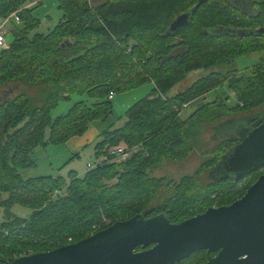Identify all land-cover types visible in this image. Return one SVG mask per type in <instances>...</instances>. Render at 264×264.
I'll list each match as a JSON object with an SVG mask.
<instances>
[{
    "label": "trees",
    "instance_id": "trees-1",
    "mask_svg": "<svg viewBox=\"0 0 264 264\" xmlns=\"http://www.w3.org/2000/svg\"><path fill=\"white\" fill-rule=\"evenodd\" d=\"M93 1L58 0L60 20L47 32H35L41 23L35 9L43 0H0V21L15 11L19 16L11 18L14 39L0 49V91H17L5 92L8 98L0 102V264L79 241L138 214L167 213L180 222L211 206L230 205L264 173L261 167L237 181H203L236 143L224 137L193 174L178 181L149 174L201 148L204 124L264 111V62L240 76L211 70L264 50V0H204L197 8L200 0ZM183 14H189L186 23L172 28ZM197 70L206 73L166 95ZM226 80L235 105L217 98L180 117L185 103ZM147 82L154 83L151 94L132 104L121 123L114 96ZM73 93L87 94L90 102L78 100L53 118L52 110ZM98 121L95 156L105 160L82 175H21L20 169L36 166V148L66 143ZM121 143L140 149L125 159L109 155ZM15 204L32 213L16 215ZM207 258L200 250L175 264H206Z\"/></svg>",
    "mask_w": 264,
    "mask_h": 264
},
{
    "label": "water",
    "instance_id": "water-1",
    "mask_svg": "<svg viewBox=\"0 0 264 264\" xmlns=\"http://www.w3.org/2000/svg\"><path fill=\"white\" fill-rule=\"evenodd\" d=\"M188 16H179L172 28ZM216 165L222 177L235 181L264 167V117ZM200 250L207 251L206 264H264V173L230 205L211 206L180 222H172L167 213L138 214L9 264H175Z\"/></svg>",
    "mask_w": 264,
    "mask_h": 264
},
{
    "label": "rangeland",
    "instance_id": "rangeland-1",
    "mask_svg": "<svg viewBox=\"0 0 264 264\" xmlns=\"http://www.w3.org/2000/svg\"><path fill=\"white\" fill-rule=\"evenodd\" d=\"M103 0L93 1L95 4ZM35 14L41 18V23L37 27L35 32H47L54 27V25L62 17V11L58 8V0H44L35 9ZM1 24V21H0ZM14 19L9 20L5 26L6 30V42L10 43L14 39L13 34ZM264 62V50L256 52H249L240 57H237L231 64H219L214 66L212 71H223L229 77L236 75L240 76L243 73L251 74L252 67L256 63ZM206 73L203 70L192 71L187 75L184 81L177 85L174 89L169 91L166 95L172 96L179 90L185 89L192 81L200 77V75ZM154 88L153 82H147L146 84L134 88L132 90L118 93L113 99L114 112L117 116L121 117V123L125 120V114L127 109L136 101L151 94ZM8 89V88H5ZM3 92V93H2ZM0 91V94L4 96L0 99V102L8 98L9 95H14L17 91L13 89ZM29 92L34 94V90L30 89ZM221 98L226 99L229 106L236 104V97L234 91L228 86V80H226L222 86L211 91L202 98L188 104L180 112L182 119L187 118L192 114L196 108L201 104L210 102L214 99ZM78 100H86L90 102V98L87 94H71L70 99L63 100L52 110V117L63 114L69 110L71 105ZM256 111V110H253ZM239 118H231L222 122L223 118L214 123H206L202 127L201 143L197 148L193 150L188 156L180 160L164 161L160 165L150 170L151 177H163L173 181H178L179 178L185 174H193L202 164H205L207 160H211L212 155L209 153L211 149L215 147L217 142L222 138H242L248 131H250L261 119L264 117L263 112H253ZM226 118V117H225ZM254 121H251V120ZM97 125V124H96ZM95 124L92 125L84 136L85 143H82L79 156H75L77 150H73L68 147V142L61 144H49L46 147H38L34 150L33 155L36 160V166L31 168L20 169V173L24 178L34 177L39 175H62L67 177L68 172L72 169L78 170L83 173L87 170V164L89 162L95 163L98 158L95 156V144L100 140V128L95 129ZM93 127V128H92ZM92 135V136H91ZM77 137V136H76ZM89 139V140H88ZM120 157V156H119ZM128 157V156H127ZM125 159V158H118ZM68 162V164H66ZM70 163H73L69 166ZM224 176L222 169L215 165L211 168L210 172L204 176L203 181L215 180ZM6 196V195H5ZM216 206V205H215ZM12 212L16 215L27 217L32 213V209L26 206L15 204L12 207ZM4 210L0 207V222L4 220Z\"/></svg>",
    "mask_w": 264,
    "mask_h": 264
},
{
    "label": "built area",
    "instance_id": "built-area-1",
    "mask_svg": "<svg viewBox=\"0 0 264 264\" xmlns=\"http://www.w3.org/2000/svg\"><path fill=\"white\" fill-rule=\"evenodd\" d=\"M11 18H15L16 20H19V16L17 11L13 12L11 15H9L8 17L5 18H1V24H0V49H4L7 48L9 46V43L6 42V30H5V26L8 23L9 20H11ZM114 94L113 92L110 93V97H113ZM189 103H185L183 105V107H186ZM140 149V146H136V147H129L127 146L125 143H121L116 147H111L109 149V155H114V156H120L119 158H127V156H130L132 152H135L137 150ZM107 158V156H103L98 158V161L95 163H91L89 162L87 164V170L92 169L93 167L96 166V164L98 162H101L102 160H105ZM56 193H60V191L58 190Z\"/></svg>",
    "mask_w": 264,
    "mask_h": 264
},
{
    "label": "crops",
    "instance_id": "crops-1",
    "mask_svg": "<svg viewBox=\"0 0 264 264\" xmlns=\"http://www.w3.org/2000/svg\"><path fill=\"white\" fill-rule=\"evenodd\" d=\"M44 1V0H43ZM116 96V95H115ZM114 96V97H115ZM100 123L101 122H94L93 124H91V126L92 125H96L94 128L95 129H97V128H100V131H101V128H102V125H100ZM90 126V127H91ZM89 127V128H90ZM93 128V127H92ZM89 130V129H88ZM87 130V131H88ZM85 134V133H84ZM84 134L83 135H81V136H77V137H73V138H71L69 141H67L68 142V147H70V148H72L73 150H77V153L76 154H80V151H81V144L82 143H85L86 141H85V139H82V138H85V137H83L84 136ZM100 134V133H99ZM92 136V135H91ZM89 140V139H88ZM71 164H73V163H70L69 164V166L71 165ZM72 170H75V171H77L80 175H82V174H84L85 172H86V170L83 172V173H80L78 170H76V169H72Z\"/></svg>",
    "mask_w": 264,
    "mask_h": 264
},
{
    "label": "flooded vegetation",
    "instance_id": "flooded-vegetation-1",
    "mask_svg": "<svg viewBox=\"0 0 264 264\" xmlns=\"http://www.w3.org/2000/svg\"><path fill=\"white\" fill-rule=\"evenodd\" d=\"M159 214V213H158ZM155 215V214H154ZM151 216H153V215H151ZM153 244H151V246H152ZM212 253H215V254H211V256L213 257V256H215L216 255V252H212ZM207 261H208V258H207ZM207 261H206V263H207Z\"/></svg>",
    "mask_w": 264,
    "mask_h": 264
}]
</instances>
